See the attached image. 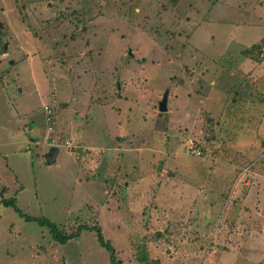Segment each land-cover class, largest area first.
Returning a JSON list of instances; mask_svg holds the SVG:
<instances>
[{
  "label": "rangeland",
  "instance_id": "374dc122",
  "mask_svg": "<svg viewBox=\"0 0 264 264\" xmlns=\"http://www.w3.org/2000/svg\"><path fill=\"white\" fill-rule=\"evenodd\" d=\"M10 198L73 238L0 205V264H111L93 225L118 264H264V0H0Z\"/></svg>",
  "mask_w": 264,
  "mask_h": 264
},
{
  "label": "trees",
  "instance_id": "16d2710c",
  "mask_svg": "<svg viewBox=\"0 0 264 264\" xmlns=\"http://www.w3.org/2000/svg\"><path fill=\"white\" fill-rule=\"evenodd\" d=\"M254 47H260L259 45H253L252 48ZM250 50H246L245 54H249ZM205 115V114H204ZM206 120H207V116ZM48 118V117H47ZM51 118V117H50ZM50 118L48 120V122L50 121ZM52 129V128H50ZM209 139V137H207ZM203 153H207L206 151H204L202 149ZM16 199L15 198H10V199H0V205L4 206V207H11L21 218H23L26 222H30L33 221L35 223H37L40 227H45L48 229V232L52 238V240L60 245H65L70 239H72V235H65L63 233V231L61 229H59L56 224L50 222L49 220L45 219V218H32L29 217L27 215H25L22 211H20L17 206H16ZM78 231L80 232L81 230H86V231H90L93 232L95 234V237L97 239L98 244L100 245V247H102L109 255V261L111 262V264H118L117 261H115V251L114 248L112 247V245L106 241L104 239V236L100 230V228L96 225H93L91 227H86V226H79L78 227ZM175 228L173 227V225H171V231H174ZM143 259V257H142ZM145 260V257H144Z\"/></svg>",
  "mask_w": 264,
  "mask_h": 264
},
{
  "label": "water",
  "instance_id": "95a60500",
  "mask_svg": "<svg viewBox=\"0 0 264 264\" xmlns=\"http://www.w3.org/2000/svg\"><path fill=\"white\" fill-rule=\"evenodd\" d=\"M117 89H118V86H117ZM167 95H168V91H165L162 96V100L158 104V111L160 113H164L167 111ZM205 115L208 117L207 119L209 121V116L206 113ZM58 151L59 150L57 148H51L48 151V153L45 155V161L48 165L54 164Z\"/></svg>",
  "mask_w": 264,
  "mask_h": 264
},
{
  "label": "crops",
  "instance_id": "0c3cea01",
  "mask_svg": "<svg viewBox=\"0 0 264 264\" xmlns=\"http://www.w3.org/2000/svg\"><path fill=\"white\" fill-rule=\"evenodd\" d=\"M245 184L249 185V183L245 182Z\"/></svg>",
  "mask_w": 264,
  "mask_h": 264
},
{
  "label": "flooded vegetation",
  "instance_id": "af4514ba",
  "mask_svg": "<svg viewBox=\"0 0 264 264\" xmlns=\"http://www.w3.org/2000/svg\"><path fill=\"white\" fill-rule=\"evenodd\" d=\"M206 116V115H205Z\"/></svg>",
  "mask_w": 264,
  "mask_h": 264
}]
</instances>
